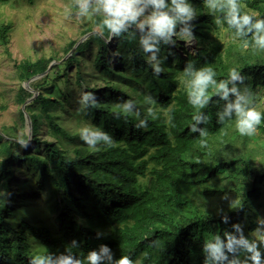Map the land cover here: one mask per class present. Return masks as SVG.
I'll use <instances>...</instances> for the list:
<instances>
[{
    "label": "trees",
    "instance_id": "16d2710c",
    "mask_svg": "<svg viewBox=\"0 0 264 264\" xmlns=\"http://www.w3.org/2000/svg\"><path fill=\"white\" fill-rule=\"evenodd\" d=\"M9 1L0 0L2 3ZM192 3L197 8V17L192 21L194 32L203 47L196 53H190L180 43L163 46L161 56L166 57L164 65L175 58L177 67L170 70L182 71L188 61H194L197 67L207 63L214 67L218 79L224 78L229 68L239 67L246 73V83L252 87L256 99L258 87H264V56L251 49L245 50L241 45L229 47L223 55L224 45L210 41L209 33L218 27L214 18L206 10L203 0H192ZM240 3L244 11L264 15V0H240ZM8 30L9 26L0 27L4 45L8 43ZM89 31L86 30L85 34ZM104 36L109 37L106 31ZM99 39V50L93 61L95 69H100L112 79L125 78L132 82L135 80L126 78L124 73L131 70L140 76L137 84L142 93L133 96L111 81L103 87L86 86L85 90L94 91L101 103L82 114L81 119L108 131L115 141L110 148L93 151L80 140L77 131H69L50 113L45 115L49 132L61 140L42 141L38 135L43 112L58 104L42 90L50 71L65 65L67 74L77 64L76 81L83 84L85 77L79 56L89 45L78 44L64 63L53 64L46 75L30 85L38 95L25 109L31 118L33 141L37 145L44 144L45 154H20L15 150L19 146L16 140L9 136L5 140L7 132H0L4 156L0 162V179L5 188V196L0 197V264H28L29 257L37 253L24 230L17 229L10 219L15 214L18 196V191L13 189L14 164L17 161L27 160L40 175H47L58 197L52 204V210L59 212V234H54L46 224L23 223L42 253L58 254L70 250L83 257L103 243L112 248L115 258L129 255L138 264H203L202 244L213 233L231 231V224L239 222L245 234L252 236L255 224L252 210L256 211L255 200L259 184L264 181V171L256 168L247 154L232 148L229 130L234 124L223 127L216 124L217 105L210 104L203 109L209 115L205 126L209 135L207 146L202 147L198 134L189 130L195 110L187 102L183 82L170 77L168 69H164L159 77L155 76L137 40L127 36L116 38L122 46L118 50L122 55L123 48L131 51L132 59L128 62L122 56L121 65L112 68L108 58L109 44L104 37ZM77 42L72 40L68 43L66 55ZM177 46L185 50L186 56H182ZM55 60L53 56L35 61L23 60L17 64L18 76L28 82L45 73ZM33 95L26 86H20L16 99L24 105ZM145 95H151L157 101L153 107L158 118L149 121L150 127L135 129L131 118L128 122L114 118L117 100L134 98L138 106L143 107ZM163 111L165 117L160 116ZM19 113L25 122L24 110ZM233 134L237 138L241 136L236 130ZM74 139L83 144L69 150L63 140ZM230 191L236 196L243 192L236 206L218 213L208 210L213 200L222 203ZM225 214L229 217L227 224L221 221V215ZM240 214L248 217L249 225L239 219L237 215ZM98 231L103 233L99 238L96 236ZM74 239L78 241L79 248L70 247Z\"/></svg>",
    "mask_w": 264,
    "mask_h": 264
},
{
    "label": "clouds",
    "instance_id": "9594fccd",
    "mask_svg": "<svg viewBox=\"0 0 264 264\" xmlns=\"http://www.w3.org/2000/svg\"><path fill=\"white\" fill-rule=\"evenodd\" d=\"M203 5L214 18L217 26H226L233 38L243 49L264 52V15L244 11L240 0H203ZM66 15L75 18H96L100 33L109 37H132L137 40L140 51L146 57L152 73L159 77L164 72L166 57L161 56L163 46H175L177 41L191 45L197 40L192 23L197 17V8L192 0H76ZM169 54L171 52L169 51ZM182 82L187 102L195 110L189 130L198 134L202 147L208 144L207 127L209 115L202 111L210 104L217 105L216 124H234L241 135L251 137L264 122V111L255 102V93L246 83L247 75L239 67L228 69L224 78H217V72L210 64L197 67L188 61L182 70ZM213 96L215 99H213ZM77 103L82 114L96 108L101 102L94 91L82 90ZM157 103L151 95H145L143 107L134 98L119 99L115 102L117 111L114 118H131L135 129L150 127V120L158 118ZM171 122V117H169ZM81 141L93 151L110 148L114 138L108 131L84 123L77 129ZM29 136H19L16 143L20 148L28 146ZM5 193L0 192V197ZM221 221L229 222V217L221 215ZM231 231L213 233L202 244L203 264H264V218L257 219V227L252 236L246 235L241 223H232ZM103 233L97 232L99 238ZM155 244V242H153ZM71 248H79L78 241L72 240ZM28 264H138L129 255L115 254L110 246L101 243L89 250L83 257L70 250L62 253H36L28 259Z\"/></svg>",
    "mask_w": 264,
    "mask_h": 264
},
{
    "label": "rangeland",
    "instance_id": "374dc122",
    "mask_svg": "<svg viewBox=\"0 0 264 264\" xmlns=\"http://www.w3.org/2000/svg\"><path fill=\"white\" fill-rule=\"evenodd\" d=\"M75 2L76 0H10L8 3L0 2V27L2 25L9 26L7 45H4L0 38V132H7V134L4 132L7 136L5 140L9 139V137L17 140L19 136L30 135L31 139L26 148L15 147V150L20 154L31 153L41 156L45 154L44 144L37 145L36 141H33L27 119L25 122L20 119L19 112L21 109L23 110V105L18 103L16 99L17 91L20 86L28 87L40 79L39 77L28 83L19 78L17 64L23 60L35 61L41 57L49 58L53 56L56 57L54 64L64 63L65 58L69 56V53L66 55L65 48L70 41L77 40L81 41L80 43L83 42L82 44L89 45L85 52L79 56L85 77L83 84H79L76 81V73L79 69L77 64L72 66L67 74H65V65H61L60 69L50 71L42 90L46 96L58 101V104L42 114L38 134L42 141L43 139L49 141L60 139L50 134L47 125L48 119L45 117L47 113L52 114L71 132L77 131L84 123L90 122L87 119H81L82 113L78 111L79 104L77 103L80 92L85 90L87 85L103 87L106 82L111 81L125 88L133 96L142 93L137 84L140 76L134 74L131 70H125L124 73L126 78L135 80L132 82L125 78L112 79L100 69H95L93 61L99 50V37H104L109 44L108 58L112 68L121 65L122 56L123 59L130 62L133 53L123 48L124 54L122 55L118 50L119 47L122 48L121 42L114 37L106 38L104 33L101 34L97 28L96 18L81 19L66 15L68 9L72 8L73 11L75 10L73 8ZM86 30L90 31L85 34ZM209 34L211 35L210 41L224 45L221 50L223 55H225L226 49L229 47L240 45V42L233 38L232 33L223 26H218ZM89 36L92 38L87 40ZM177 43L182 44L185 50L190 53H196L203 47V43L199 38L191 45L185 44L183 41H177ZM205 43L208 42L205 41ZM177 47L182 56H186L185 50L182 47ZM255 53L264 56V52ZM176 65L177 60L173 58L163 67L169 70L170 77L182 82V79H180L182 71L180 69L170 70L172 67H177ZM43 81H40V83ZM141 81L143 84V80ZM32 89L35 91L34 88ZM255 102L258 108L264 111V87L262 85L258 87ZM160 116L165 117L164 111ZM234 130V125H231L229 132L232 148L247 154L255 167L264 171V125L261 124L256 134L251 137L240 136L237 138L233 134ZM2 142H0V162L4 159L1 150ZM63 142L69 150H73L74 147L83 144L79 139L63 140ZM71 154L73 153L71 152ZM14 168L13 189L18 191V196L15 201V214L10 216V219L14 222V226L17 229L24 230L26 238L33 243L34 250L37 253H42V249L34 241L23 223L25 221L33 224H46L54 234H59V212L52 210V204L58 197L53 192V185L49 177L40 175L29 161H17L14 164ZM4 191L5 188L0 179V192ZM227 195L228 198L223 200L222 203L213 200L208 210L218 213L222 209L236 206L239 196L242 197L243 192L236 196L230 191ZM224 198L222 197V199ZM255 201L257 203L256 206L254 202L256 211L255 209L252 210L253 207L250 209L255 213V224L251 230L252 235L254 234L253 230L257 227V219L264 218V181L259 184V192ZM237 216L246 225L250 224L251 221L246 215L240 214Z\"/></svg>",
    "mask_w": 264,
    "mask_h": 264
},
{
    "label": "water",
    "instance_id": "95a60500",
    "mask_svg": "<svg viewBox=\"0 0 264 264\" xmlns=\"http://www.w3.org/2000/svg\"><path fill=\"white\" fill-rule=\"evenodd\" d=\"M80 42H81V41H78V42L76 43V45L74 46V48L69 52V55L72 54V52L75 50V48L77 47V45L80 44ZM53 64H54V61L50 64V66L48 67V69H47V71H46L45 73L33 77L32 79H30V80L28 81V83H29L30 81H32L33 79L39 78V77H41V76H43V75H46V74L50 71V69H51V67L53 66ZM26 87H27V86H26ZM27 88H28L29 90H31V91L34 93V95H33L30 99H28V100L25 102V104L23 105V110H24V112H25V115H26V119H27V123H28V125H29V128H30V130H31V132H32V122H31V118H30V116L26 113L25 106H26L27 104L31 103V102L36 98V96L38 95V92L33 91V89H31L30 86H28Z\"/></svg>",
    "mask_w": 264,
    "mask_h": 264
}]
</instances>
